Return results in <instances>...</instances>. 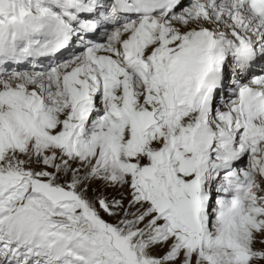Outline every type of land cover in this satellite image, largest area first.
<instances>
[{"label":"snow or ice","instance_id":"snow-or-ice-1","mask_svg":"<svg viewBox=\"0 0 264 264\" xmlns=\"http://www.w3.org/2000/svg\"><path fill=\"white\" fill-rule=\"evenodd\" d=\"M0 264H264V0H0Z\"/></svg>","mask_w":264,"mask_h":264}]
</instances>
